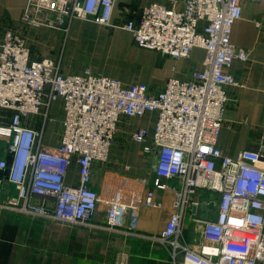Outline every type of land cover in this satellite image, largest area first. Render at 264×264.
Listing matches in <instances>:
<instances>
[{"label": "built area", "instance_id": "2783aa9c", "mask_svg": "<svg viewBox=\"0 0 264 264\" xmlns=\"http://www.w3.org/2000/svg\"><path fill=\"white\" fill-rule=\"evenodd\" d=\"M118 0H27L23 21L43 25L52 13L67 32L74 19L111 25ZM248 0H185L183 8L151 3L122 28L136 44L175 59L205 50L190 79L171 77L153 90L146 83L126 84L87 67L83 75L61 72L52 58L32 59L26 40L7 31L0 42V209L70 225L93 224L100 195L91 187L95 162H106L120 116L141 118L155 112L152 144L157 150L155 180L148 206L162 207L155 190L174 191V213L156 239L170 248L174 264H264V134L256 149L224 155L217 139L228 101L226 87L238 84L227 72L233 60L248 62L250 51L231 40L235 21ZM261 1L264 0H253ZM49 21V19H47ZM61 99L60 142L43 139L54 101ZM40 118L37 126L24 120ZM7 119V120H6ZM148 130L133 134L144 142ZM80 181L66 178L74 159ZM218 197L219 209L203 219L202 200ZM126 203L110 201L107 225H125ZM118 264H126V258Z\"/></svg>", "mask_w": 264, "mask_h": 264}, {"label": "crops", "instance_id": "0c3cea01", "mask_svg": "<svg viewBox=\"0 0 264 264\" xmlns=\"http://www.w3.org/2000/svg\"><path fill=\"white\" fill-rule=\"evenodd\" d=\"M27 0H0V42L7 31L21 35L30 47L32 59L52 58L59 62L65 75H83L87 67L97 74L121 80L126 84L146 83L159 91L171 77L190 79L205 57V50L194 48L189 58L170 56L139 47L133 34L122 28L128 19L138 18L141 8L160 3L183 8L185 0H118L111 25L92 20L74 19L67 32L57 24L52 13H40L43 25L36 27L23 21ZM49 19V21H47ZM232 42L250 51V59L233 60L227 72L238 84L228 85V101L217 147L230 157L242 150L258 149L264 134V3H243L242 18L234 22ZM53 122L47 126L43 142L56 146L62 134L61 99L50 109ZM7 120V119H6ZM40 118L24 120L37 126ZM155 112L141 118L120 116L109 159L95 162L91 187L100 195L93 224L79 226L44 220L31 215L0 209V264H174L170 248L156 239L174 213V191L155 190L154 198L162 207L148 206L147 192L153 188L157 150L151 146ZM148 130L144 142L133 134ZM80 174L76 158L66 183L77 185ZM124 201L128 209L125 225L114 230L107 225L110 201Z\"/></svg>", "mask_w": 264, "mask_h": 264}, {"label": "water", "instance_id": "95a60500", "mask_svg": "<svg viewBox=\"0 0 264 264\" xmlns=\"http://www.w3.org/2000/svg\"><path fill=\"white\" fill-rule=\"evenodd\" d=\"M213 200L208 202L205 198L202 200V218L203 219H208L210 218L214 213H216L219 209V205L217 204L218 202V197L212 195Z\"/></svg>", "mask_w": 264, "mask_h": 264}]
</instances>
